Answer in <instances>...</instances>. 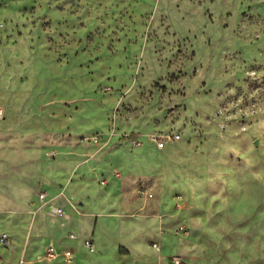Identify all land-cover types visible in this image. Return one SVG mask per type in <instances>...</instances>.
I'll return each mask as SVG.
<instances>
[{
	"label": "rangeland",
	"instance_id": "obj_1",
	"mask_svg": "<svg viewBox=\"0 0 264 264\" xmlns=\"http://www.w3.org/2000/svg\"><path fill=\"white\" fill-rule=\"evenodd\" d=\"M0 109V264H50L55 227L95 234L81 263L264 264V0H0ZM237 184L258 206L197 228Z\"/></svg>",
	"mask_w": 264,
	"mask_h": 264
},
{
	"label": "clouds",
	"instance_id": "obj_2",
	"mask_svg": "<svg viewBox=\"0 0 264 264\" xmlns=\"http://www.w3.org/2000/svg\"><path fill=\"white\" fill-rule=\"evenodd\" d=\"M244 167L246 169H253L256 167V162L247 158L244 160ZM249 181L254 184L264 186V170H256L250 173ZM232 196H225L223 190H219L217 194L212 197L210 203L203 209L204 215L194 218L193 223L199 229H205L209 232L220 229L230 232L228 221L238 222L249 215L257 206L258 200L255 190L250 184H237L233 186ZM218 201V203H216ZM215 204V207H213ZM222 214L223 219L215 226H209L210 221L216 214Z\"/></svg>",
	"mask_w": 264,
	"mask_h": 264
},
{
	"label": "built area",
	"instance_id": "obj_3",
	"mask_svg": "<svg viewBox=\"0 0 264 264\" xmlns=\"http://www.w3.org/2000/svg\"><path fill=\"white\" fill-rule=\"evenodd\" d=\"M2 114V110L0 109V115ZM179 138L178 134L170 133L166 136L156 139L155 144L158 149H162L169 142H173ZM91 140L96 144L98 142L97 137H91ZM104 183V182H103ZM63 194V193H62ZM136 194L140 199L148 200L152 199L155 196V191L150 185L139 184L136 188ZM39 198L42 201L48 200L45 196V193L41 191L39 193ZM50 215L57 217L61 216L64 213V208L62 204L52 205L50 207ZM67 238L70 240L78 239V235L74 232H68ZM83 246L89 252H95V244L92 236L85 237L82 240ZM0 245L5 249H10L13 245V240L8 233H2L0 235ZM42 258L50 264H77V256L76 250L73 246H65L60 248L55 245L54 242H49L45 246L44 252L42 254ZM163 263L165 264H198V263H187L179 256L170 257L165 260ZM17 264H24V260L22 258L18 259Z\"/></svg>",
	"mask_w": 264,
	"mask_h": 264
},
{
	"label": "crops",
	"instance_id": "obj_4",
	"mask_svg": "<svg viewBox=\"0 0 264 264\" xmlns=\"http://www.w3.org/2000/svg\"><path fill=\"white\" fill-rule=\"evenodd\" d=\"M69 202H71L70 200H69ZM62 206H63V208H64V211H65V213H66V211L68 210L69 212L71 211V209H70V205L69 204H67V205H63L62 204ZM65 216H68V215H65ZM53 234H54V236L51 238V240L52 241H50V242H54L55 243V245L56 246H58V247H60V248H63V247H65V246H68L69 245V242H70V239H68L67 237L65 238V235L63 236V235H61V233H60V231L58 230L57 231V227H55L53 230ZM72 232H74V231H72ZM60 233V234H59ZM74 233H76L79 237V239L81 238V243H82V240L85 238V237H89V236H92L93 237V239H94V244H95V234L94 235H81L79 232H74ZM57 234V235H56ZM115 241H116V239L114 240V241H112L111 243H115ZM81 246L82 247H84L82 244H81ZM97 246H99V245H97V244H95V250L97 249ZM100 246H102V244L100 245ZM80 250H78V252H79ZM101 258H107V259H109L108 258V255H106L105 253L104 254H102V251H101ZM19 259V258H18ZM18 259H17V261H18ZM78 260V259H77ZM101 260V259H100ZM17 261H16V263H14V264H17ZM102 261V264H104V262H103V260H101ZM78 264H87L86 262L84 263V262H82L81 263V261H79L78 260Z\"/></svg>",
	"mask_w": 264,
	"mask_h": 264
},
{
	"label": "trees",
	"instance_id": "obj_5",
	"mask_svg": "<svg viewBox=\"0 0 264 264\" xmlns=\"http://www.w3.org/2000/svg\"><path fill=\"white\" fill-rule=\"evenodd\" d=\"M137 135L136 134H133L132 137H136Z\"/></svg>",
	"mask_w": 264,
	"mask_h": 264
}]
</instances>
